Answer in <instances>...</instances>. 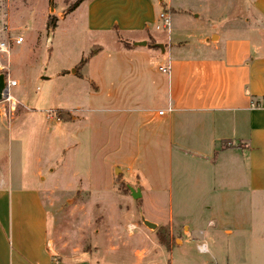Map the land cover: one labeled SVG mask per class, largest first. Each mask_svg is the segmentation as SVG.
I'll return each mask as SVG.
<instances>
[{
	"label": "rangeland",
	"instance_id": "1",
	"mask_svg": "<svg viewBox=\"0 0 264 264\" xmlns=\"http://www.w3.org/2000/svg\"><path fill=\"white\" fill-rule=\"evenodd\" d=\"M75 1L8 0V26L23 43L10 46L9 68L0 71L16 83L9 89L14 105L0 102V185L7 173H18V148L26 172L33 151L46 164L41 171L50 189L44 202L56 247L85 253L93 247L122 244V239L147 238L159 244L157 230L165 229L164 216L156 213V204H149V196L142 199V192L165 201V148L146 132L153 125L139 130L137 115L154 111L167 100L158 87L166 79L167 72L160 68L168 64L169 48L180 56H196L207 51L204 37H218L213 40L220 50L234 39H258L256 30L261 25L254 0H171L169 27L156 30L161 25L156 16L155 22H148L146 33L133 38L89 32L85 3L68 13ZM50 16L56 19V27L48 31ZM135 39L146 46L126 51L124 43L131 48ZM154 41L166 48L164 55L157 54L160 50ZM81 60L86 62L76 68ZM129 188L138 189L141 197L134 200ZM143 200L146 216L158 223L155 231L141 224L140 212L146 218ZM190 235L170 255L160 248L142 264L202 263L206 256H198ZM167 237L170 248L174 247L177 235ZM131 249L127 253L120 249L115 255L126 262ZM115 255L109 260L115 261Z\"/></svg>",
	"mask_w": 264,
	"mask_h": 264
},
{
	"label": "crops",
	"instance_id": "2",
	"mask_svg": "<svg viewBox=\"0 0 264 264\" xmlns=\"http://www.w3.org/2000/svg\"><path fill=\"white\" fill-rule=\"evenodd\" d=\"M84 1L88 31L118 38L146 33L148 22L160 13L168 16L171 9V0ZM253 7L261 25L255 41L234 39L220 50L212 40L196 56H180L169 48L166 79L158 87L167 100L137 115L139 130L153 125L146 132L163 143L168 182L164 202L144 192L142 199L149 196V204L163 214L167 235H177L166 252L182 247L183 237L191 234L198 256H206L200 264H264V107H256L264 102V0H254ZM136 47L123 45L128 52ZM165 53L166 48L157 52ZM19 148L18 173H7L0 185V264H142L151 252L165 250L147 238L122 239V244L85 253L56 247L44 202L50 189L41 171L46 164L29 152L26 172ZM149 243L156 249L146 248ZM201 244L206 253L197 250ZM251 246L259 248L252 251ZM129 247L132 256L126 254L123 262L125 257L115 254ZM113 254L116 259L110 261Z\"/></svg>",
	"mask_w": 264,
	"mask_h": 264
},
{
	"label": "built area",
	"instance_id": "3",
	"mask_svg": "<svg viewBox=\"0 0 264 264\" xmlns=\"http://www.w3.org/2000/svg\"><path fill=\"white\" fill-rule=\"evenodd\" d=\"M7 6H8V0H0V71L1 70H7L9 68V56H10V46L15 45L19 46L23 43V38L21 36L14 35L11 32V29L8 26V15H7ZM159 21L161 22L160 26H156V30L160 29H167L170 25L169 18L165 13H160L159 15ZM6 63V64H4ZM167 68H160V71L163 73L167 72ZM5 85H6V97L3 99L6 102H9L10 104L14 105V101L12 100L9 89L11 87L16 86L15 82H12L8 79V76H4ZM256 107H264V102L260 103L259 105H256ZM158 115H163V111H159ZM204 244H201L198 246L197 250L200 253H206L205 251H200L199 249L204 247Z\"/></svg>",
	"mask_w": 264,
	"mask_h": 264
},
{
	"label": "water",
	"instance_id": "4",
	"mask_svg": "<svg viewBox=\"0 0 264 264\" xmlns=\"http://www.w3.org/2000/svg\"><path fill=\"white\" fill-rule=\"evenodd\" d=\"M214 38H216V36H212L211 39H205L202 41V44H208L210 43ZM135 47H144L146 46V42H137L133 44ZM156 48H158L160 50L161 53L164 52V47L162 44H155L154 45ZM6 85H5V80H4V74L0 73V102L6 97ZM130 191V195L134 200H137L141 197L140 195V191L138 189L133 190L131 188H129ZM140 221L141 224L148 230L150 231H155L157 228V225L154 223H151L149 221H147L144 216L142 215V213L140 212Z\"/></svg>",
	"mask_w": 264,
	"mask_h": 264
},
{
	"label": "trees",
	"instance_id": "5",
	"mask_svg": "<svg viewBox=\"0 0 264 264\" xmlns=\"http://www.w3.org/2000/svg\"><path fill=\"white\" fill-rule=\"evenodd\" d=\"M83 0H77L75 1L68 9V13L72 12L73 10H75L78 5L82 2ZM67 13V14H68ZM56 19L52 16L49 17L48 21H47V25L46 28L47 30H53L56 27ZM129 47V44H124V48L127 49ZM86 61L85 60H81L77 65L76 68L81 67V65H83ZM66 116L69 118L70 116L68 114H66ZM167 233L165 229H161L159 228L157 230V237L159 240V244L167 251H170V239L167 237Z\"/></svg>",
	"mask_w": 264,
	"mask_h": 264
},
{
	"label": "clouds",
	"instance_id": "6",
	"mask_svg": "<svg viewBox=\"0 0 264 264\" xmlns=\"http://www.w3.org/2000/svg\"><path fill=\"white\" fill-rule=\"evenodd\" d=\"M200 251H205L206 250V245L202 248L199 249Z\"/></svg>",
	"mask_w": 264,
	"mask_h": 264
}]
</instances>
